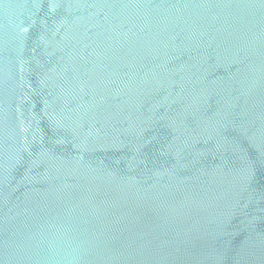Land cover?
I'll list each match as a JSON object with an SVG mask.
<instances>
[{
    "label": "water",
    "instance_id": "95a60500",
    "mask_svg": "<svg viewBox=\"0 0 264 264\" xmlns=\"http://www.w3.org/2000/svg\"><path fill=\"white\" fill-rule=\"evenodd\" d=\"M0 264H264V0H0Z\"/></svg>",
    "mask_w": 264,
    "mask_h": 264
}]
</instances>
